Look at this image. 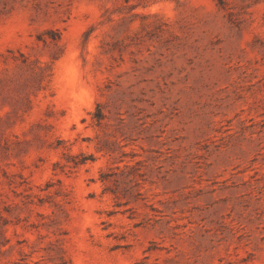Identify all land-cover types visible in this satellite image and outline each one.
Returning a JSON list of instances; mask_svg holds the SVG:
<instances>
[{
    "label": "rangeland",
    "instance_id": "obj_1",
    "mask_svg": "<svg viewBox=\"0 0 264 264\" xmlns=\"http://www.w3.org/2000/svg\"><path fill=\"white\" fill-rule=\"evenodd\" d=\"M0 264H264V0H0Z\"/></svg>",
    "mask_w": 264,
    "mask_h": 264
},
{
    "label": "trees",
    "instance_id": "obj_2",
    "mask_svg": "<svg viewBox=\"0 0 264 264\" xmlns=\"http://www.w3.org/2000/svg\"><path fill=\"white\" fill-rule=\"evenodd\" d=\"M99 120L102 118L101 117V113H99L98 116ZM133 169V170H132ZM131 170H122L119 175H122L126 178V184L128 185L124 190L125 192H123L121 189H119L120 187H114L113 189H109L113 194H115L117 197H120L121 194H124V196H129L130 198H133L134 200H138L139 198H143L145 199V197L143 196V192L141 191V188L143 186L140 185V182H138V178H137V174L133 173L134 171H136V168L133 167ZM117 175V173H116ZM138 175H142L140 173H138ZM111 175H102L101 179L102 181H111L113 180L114 183L117 182V179H111L110 177ZM133 182H135V184H132ZM129 202V201H128ZM152 206V205H151ZM154 208V207H152Z\"/></svg>",
    "mask_w": 264,
    "mask_h": 264
}]
</instances>
